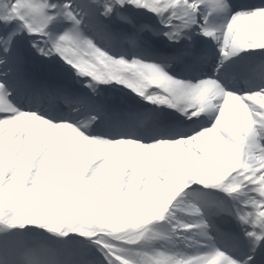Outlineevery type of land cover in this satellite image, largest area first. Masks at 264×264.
<instances>
[{
    "label": "snow or ice",
    "instance_id": "1",
    "mask_svg": "<svg viewBox=\"0 0 264 264\" xmlns=\"http://www.w3.org/2000/svg\"><path fill=\"white\" fill-rule=\"evenodd\" d=\"M132 5L143 8L157 17L169 28L164 35L179 43L186 31L199 24L200 32L219 42L222 60H227L242 50H264V7L233 11L228 0H87L84 7L102 10L101 15L110 17L118 8ZM202 8L207 15L202 14ZM231 14L223 30L211 27L208 16ZM120 19H126L120 15ZM67 24L63 32H53L51 27ZM0 77L6 78L9 72L20 73L24 58L14 52L22 32L33 37L32 48L45 58L58 56L73 68L77 75L89 77L93 84L115 81L131 89L148 102L166 105L179 110L192 118L203 113H215L214 123L202 130L184 134L179 138L156 139L146 143L134 137L116 139L93 137L84 130L88 125H76L70 121H57L35 111H25L8 100L9 92L5 80H0V144L7 145L9 138L31 132L41 136V142L53 147V140L59 138L60 130L71 129L76 135L68 138L66 150L72 152L74 160L63 161L64 167H73L83 153L103 154L111 158L120 152L143 153L150 156L167 154L179 161L183 170L172 181L170 194L156 204L150 213L153 221H162L171 210L173 202L182 192L194 184L222 189L229 195L245 199L236 215L246 226L245 236L249 240L250 251L255 254L264 247V88L245 95L227 91L213 78L188 82L170 75L163 64L148 62L139 58L131 61L124 57L116 58L102 50L95 40L87 35L82 25L83 17L71 0L54 3L52 0H0ZM14 26V27H10ZM195 57L197 53H186ZM157 89L159 91H153ZM94 90V89H93ZM95 116L91 121H95ZM90 121V122H91ZM219 132V135L217 133ZM55 133V137L52 135ZM201 137L206 143L209 155H193L181 148L180 141ZM174 144V147H166ZM32 159V145L25 144L19 156L15 157L0 184V249L9 243L13 230L25 226H39L60 237L78 234L89 238L103 253L106 264H254L253 256L240 260L226 251L215 247L207 232V222L201 218L188 224L180 223L178 228L197 232L209 241V250L192 255H178L166 251L137 250L141 237L131 243L123 237L110 233L106 238L95 234V226L89 221V211L75 202L49 199L41 194L45 177L41 176L34 192L26 184L28 176L26 164ZM84 165L82 164L81 167ZM105 166L97 165L93 171L99 177ZM258 193V195H255ZM193 216L202 217L201 209L195 204L186 205ZM250 229V230H248ZM153 238H168L154 232ZM15 250V245H13ZM15 264V262H13ZM79 264H87L84 257Z\"/></svg>",
    "mask_w": 264,
    "mask_h": 264
},
{
    "label": "bare ground",
    "instance_id": "2",
    "mask_svg": "<svg viewBox=\"0 0 264 264\" xmlns=\"http://www.w3.org/2000/svg\"><path fill=\"white\" fill-rule=\"evenodd\" d=\"M92 11L94 12V9H92ZM115 15L116 12L109 17L110 20H115ZM203 15L205 14L203 13ZM221 15L223 16L222 18H218L220 15H213L212 20L208 22L209 25L223 30V26H225L230 19V13ZM86 21L95 28L101 30V32L106 30L105 24L97 21L95 14L93 13L86 18ZM203 23L204 21H199V24ZM119 24H121V22H119ZM199 24L197 25L199 31L196 35H194L189 29L186 31L185 37L181 39L184 44L183 47H179L176 42L170 41L164 33L162 34V39L164 42L176 45V50L178 52L190 48L189 51L202 52L203 54L204 52L201 50V46L204 44V50H210L212 53L221 54L219 42L212 38L205 37L200 32ZM3 27L4 26L0 24L1 33H3ZM61 29H63L62 25H56L52 28L54 32ZM167 31H169L168 27H166L165 32ZM19 38L13 51L19 52L24 59L28 57L32 63L34 72L41 75L47 74V79H50V77L53 76L55 82L61 80L63 86L68 90L65 92L66 97L71 96L69 89L72 88L74 94L70 99L82 98L83 100H87V102L76 109L77 111L80 108H85V111L78 115H72L66 118L64 117L66 116L64 114L57 115L56 113L51 115L50 111L52 110L43 109V111L36 107L31 108L30 105L19 107L15 105L13 100L11 101V99L8 98V100L16 107L25 111L38 112L54 122L70 121L78 126L86 124L88 126L82 130L93 137L116 139L130 136L121 135L110 137L102 134V129L100 127L95 129L92 128L93 121H91V117H96L102 112V110L95 107L94 103L89 100L88 97L84 94H78V92L88 90L89 88H95L99 92L100 97H105V100L115 99L118 103H121L122 101L126 102L127 98L133 99L137 103L134 111L141 112L149 117L145 127L157 129L156 126L158 125L159 116L157 118L154 116V112L151 111L149 102L139 95L134 96L129 94L126 87H123L115 81H112L109 86L96 82L93 84V87H89L88 85L93 82L86 80L87 77H78L79 75L75 74V70H67L63 66L56 68V63L39 56L34 49H31L32 44H30V46L24 45ZM131 59H129V61H131ZM163 59H166V56H163ZM184 60L185 61L183 62L179 61L181 66L196 65V61L192 56H188ZM222 61L224 62V65L219 69L222 73H225L226 71L235 72V69L237 72L244 71V73H248L253 71L255 66H261L264 68V50H242L235 56ZM37 64H39V66H37ZM160 64H163L166 71L172 75L170 71L172 65L170 63L162 61ZM9 66L10 65H6L4 68H0V71L6 70ZM17 74L18 73L16 72H9L6 78L0 77V80H5L6 86H8L11 81H15ZM186 74L189 76L192 75L190 72H186ZM235 80L237 79H234L233 81ZM229 85L230 82L226 81V87ZM153 91L159 90L153 89ZM245 94L247 93H242L241 95ZM153 105L154 110H161L160 108L162 107H169L154 103ZM127 106L130 107L129 105ZM141 108L143 111H141ZM171 109L174 111L178 122L173 129L166 134L168 136L161 137L163 139L179 138L181 135L190 134L193 131L210 127L214 123L216 115L215 113H203L199 117H195L194 121L188 122L190 117L182 114L179 110ZM98 120H100L99 124L104 125L103 129H107L108 126H116V122L111 120ZM179 127L184 128V130L180 131L178 129ZM60 133V137L54 139L52 142L53 144L58 145V147H53L48 142H41L40 134L37 133L36 135H33L31 132L18 134L16 138L10 137L7 145L0 144V153L4 156V161L2 163L0 162V172H3L0 174V184L3 183V177L14 158L20 155L23 146L31 143V162L27 163L21 157L19 163L26 164L28 176L25 177V182L31 186L34 192L37 190V183L41 176H44L45 186L41 188V194L43 196L49 199L75 202L88 209V211L90 208L96 206L101 211L105 212L107 220L111 221L120 229H126V227L137 229L141 227L142 230H139V232L148 234L149 241L152 245L151 251H166L178 255H192L208 251L209 241L206 237L200 236L197 232L177 227L180 223L191 224L201 218L207 222V232L208 235L213 238L212 243L215 247L222 249L229 244L242 242L243 236H245L244 230H246V226L240 223L237 215L234 217L230 215L232 213L229 207L234 208L235 211L242 207V202L245 199L243 195L236 198L235 194L229 195L222 189L194 184L177 197L164 220L153 221L150 218L151 210L156 204L162 202L168 197L172 188V181L175 180L176 176L183 170V166L179 161L174 160L172 156H168L167 154L161 156L159 153L145 156L143 153L120 152L113 155L111 158H108L103 154H96L93 152L91 154L83 153L79 160H75L73 167H66L72 170L69 172L62 170L60 166L63 165V161L65 160L75 159L72 152L66 150V145L68 143V138L74 137L76 134L68 128L61 129ZM52 135L55 137V133ZM217 135H219V132ZM134 138L146 143L156 140L150 134ZM201 140V137H194L187 141H180L178 144L181 148H184V146L187 145L186 150L190 151L193 155L199 156L200 154H204L205 156H208V146L206 143L200 142ZM174 146L176 145H166V147ZM82 164L84 165L83 167H81ZM97 165H106L104 171L100 173L98 178L93 175L92 171ZM128 176H130V180L127 182L125 178ZM131 182H133L135 187H131ZM118 190H123L124 193L131 192V195H124L123 198L125 201L119 198V200H116L118 202H116L115 192ZM113 204L114 208L112 207L111 211H109L108 205L113 206ZM189 204L197 205L202 211V217L190 214L186 209V205ZM220 212L221 215L216 216ZM241 227L244 230H242ZM215 228H218V230H214ZM154 232L160 233L162 236L168 238H153ZM13 233L14 235L10 238L9 243L4 246L3 252L0 251V253L2 252L5 255L16 253L19 247L20 237L19 232L16 230ZM13 245H15V250H13ZM38 247L42 252L46 251L45 253L54 252L53 249L46 246ZM48 250L50 251L47 252ZM259 250L260 249L256 252ZM41 251H26L28 257H24L18 264H50L51 261L45 262L44 258L38 255L42 254ZM55 253L60 255V260L56 263L79 264L80 262L81 256H78L77 251L75 255L72 251L65 250L63 247H57L55 248ZM23 255H25V253H23ZM21 257L22 256H20V258ZM28 258L30 261H27L29 260ZM56 263L54 262V264ZM4 264H12V262L9 259H4Z\"/></svg>",
    "mask_w": 264,
    "mask_h": 264
},
{
    "label": "rangeland",
    "instance_id": "3",
    "mask_svg": "<svg viewBox=\"0 0 264 264\" xmlns=\"http://www.w3.org/2000/svg\"><path fill=\"white\" fill-rule=\"evenodd\" d=\"M87 3V0L84 1V5ZM74 5V4H73ZM75 6V5H74ZM75 7H79V6H75ZM84 7V6H83ZM85 11L87 12V9L83 8L82 12ZM200 75H197L193 80L191 81H196L199 80L200 77H198ZM129 89V88H128ZM131 90V89H129ZM259 91V90H258ZM4 161V156H2V154L0 153V162L2 163ZM60 168H62V170L65 171H69L71 172L72 170L64 167V165L60 166ZM3 172H0V174H2ZM125 180L128 182L130 180V176H128L127 178H125ZM122 183V182H121ZM131 187H135L133 182H131ZM118 188V187H117ZM137 188V187H136ZM119 189V188H118ZM124 195L130 196L131 192H127L124 193L123 190H118L115 192V201L122 199L125 201V199L123 198ZM0 198H2V196H0ZM114 199V196H113ZM118 202V201H116ZM108 210L111 211L112 207L114 208V204L113 206L108 205ZM89 221L95 226L96 232L95 234H102L104 236H109L110 233H115V235L117 236H121L123 235V238L125 241H128L129 243L132 242V240L135 239V237L139 236L141 237L140 241H138V245L132 246L135 247L137 250L140 251H146L151 253V250L149 248V241H148V237L146 233H138L136 231H122L119 230V228L113 224L111 221L106 219L105 216V212L101 211L98 207H92L89 209ZM6 226L0 225V230L5 229ZM20 234L21 237L26 238V234H29V239L30 236L33 235L35 236V240H42L45 239V241H43V243H50L53 246L56 245H66L67 248L69 249H73L75 247L79 248L80 251V255H82V257L86 258L87 260V264H106L105 258L103 253L100 251L99 247L97 245H95L89 238H84L79 236L78 234H70L69 237H60L59 234H53L48 232L46 229H42L39 226H25L23 229H20L19 227L16 228ZM99 229H104L105 231L102 233H99ZM106 237V238H107ZM139 264V257L135 258ZM90 261V263H89Z\"/></svg>",
    "mask_w": 264,
    "mask_h": 264
}]
</instances>
